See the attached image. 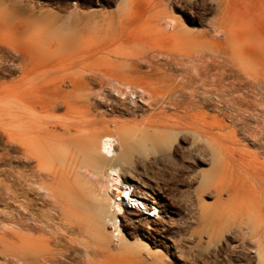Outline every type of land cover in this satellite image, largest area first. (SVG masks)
Listing matches in <instances>:
<instances>
[{
    "label": "rangeland",
    "instance_id": "1",
    "mask_svg": "<svg viewBox=\"0 0 264 264\" xmlns=\"http://www.w3.org/2000/svg\"><path fill=\"white\" fill-rule=\"evenodd\" d=\"M128 7L146 13L126 23V33L184 54L187 72L162 74L159 89L190 74L197 78L175 93L178 110L166 103L168 116L182 117L179 138L159 154L140 148L131 166L147 186V197L139 199L156 212L151 219L165 220L164 231L142 241L147 264H264V0H0V264H19V202L6 187L11 194L17 188L24 112L26 120L40 119L53 88L72 90L70 82H61L63 73L41 58L90 54L85 47L60 48L55 38L63 44L64 29L74 28L76 41H90L96 26L109 27L103 14ZM88 11L96 13L91 21L80 14ZM129 105L136 109L135 102ZM137 105L145 117L154 113L141 96ZM158 186L166 189L164 196L154 193ZM153 196L171 201L173 211L159 214Z\"/></svg>",
    "mask_w": 264,
    "mask_h": 264
},
{
    "label": "bare ground",
    "instance_id": "2",
    "mask_svg": "<svg viewBox=\"0 0 264 264\" xmlns=\"http://www.w3.org/2000/svg\"><path fill=\"white\" fill-rule=\"evenodd\" d=\"M143 13L128 7L103 14L109 27L96 26L90 41H76L75 29L66 28L63 44L55 38L57 45L85 47L90 54L41 58L63 73L61 82H70L72 90L53 88L54 97L47 109L39 110L40 119L26 120L24 112L17 140V188L11 194V185L6 187L7 195L19 202V264H147V244L142 241L165 229V220L151 219L156 212L139 199L147 197V186L131 166L136 152L142 154L140 148L159 154L179 138L184 130L182 117L177 112L168 116L166 103L178 110L181 104L175 93L184 92L197 78L190 74L172 88L159 89L156 84L165 82L162 74L174 69L187 72V64L173 45L170 52L148 36L126 33L124 25ZM80 14L88 21L96 15ZM139 96L154 106L149 117L138 113ZM130 102L136 103V109ZM63 109L66 114L60 116ZM116 113L134 118H106ZM155 189L164 196V187ZM152 198L158 203L154 210L161 208L159 214L173 211L171 201L164 204ZM130 235L136 240L131 241Z\"/></svg>",
    "mask_w": 264,
    "mask_h": 264
}]
</instances>
